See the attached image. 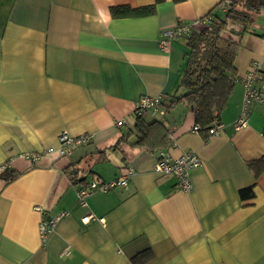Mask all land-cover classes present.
I'll use <instances>...</instances> for the list:
<instances>
[{"label": "crops", "instance_id": "0c3cea01", "mask_svg": "<svg viewBox=\"0 0 264 264\" xmlns=\"http://www.w3.org/2000/svg\"><path fill=\"white\" fill-rule=\"evenodd\" d=\"M221 1L0 0V165L10 161L21 172L4 186L0 180V264H134L148 250L139 264H264V170L254 177L248 165L264 156V102H253L246 125L234 129L241 78L253 62L264 71V12L255 34L241 38L238 80L218 116L223 128L207 138L192 130L186 103H170L183 92L187 38L171 39L167 50L159 46L163 29L210 11L222 14ZM149 4L155 12L147 16L110 13L112 6ZM142 95H160L155 115L170 143L155 151L127 145L113 151L109 146L133 124ZM61 130L89 134L91 141L67 156L42 154L35 163L17 157L58 147ZM160 151L198 155L190 191L177 189L174 175L154 172ZM69 165L77 183L65 172ZM126 166L134 172L125 186L77 203L78 187L112 179ZM248 186L253 197L241 199L238 191ZM36 205L45 217L67 212L44 243ZM86 214L97 219L82 223Z\"/></svg>", "mask_w": 264, "mask_h": 264}, {"label": "trees", "instance_id": "16d2710c", "mask_svg": "<svg viewBox=\"0 0 264 264\" xmlns=\"http://www.w3.org/2000/svg\"><path fill=\"white\" fill-rule=\"evenodd\" d=\"M220 5V4H219ZM155 12V5L130 7L128 5L112 6V17H141ZM264 12V0L231 1L222 14L208 12L210 22L193 28L186 36L187 51L179 86L183 92L170 100V103H186L198 124L199 132L206 134L212 122L220 123L218 116L224 108L231 90L238 80L235 58L241 38L245 34H255L254 22ZM264 33L262 34V37ZM262 78L264 79V71ZM160 100V104H162ZM151 111L137 115L131 126L124 129L116 142L109 146L113 151L123 145L155 151L165 148L170 143L165 123ZM254 177L264 170V156L248 162ZM127 167V166H126ZM125 167V168H126ZM69 178L76 177L74 165L65 168ZM21 172L11 166L0 170L2 186L14 180ZM86 184V183H85ZM84 184V185H85ZM241 199L252 198L253 188L248 186L238 191ZM151 256V251L138 253L132 258L134 264L144 262Z\"/></svg>", "mask_w": 264, "mask_h": 264}, {"label": "built area", "instance_id": "2783aa9c", "mask_svg": "<svg viewBox=\"0 0 264 264\" xmlns=\"http://www.w3.org/2000/svg\"><path fill=\"white\" fill-rule=\"evenodd\" d=\"M230 3V0H222L219 7L221 10H225ZM210 22V16L204 15L201 18L190 20V21H180L174 26L165 28L162 30V39L159 41V46L162 50H167L169 47V42L175 37H186L189 35L193 28L207 25ZM264 38V36H263ZM243 84L244 93L241 105V112L239 117L234 123V129H239L246 125V114L248 107L255 101L264 102V79L262 78V73L258 69L255 62L252 63L251 67L246 71L244 76L241 78ZM161 97L160 95L150 96L142 95L136 101L134 106V112L137 115L151 111L156 113L159 109ZM123 120H118L116 122L117 126L123 125ZM222 124L214 121L212 126L207 130L209 136L216 135L222 130ZM200 127L198 124H194L192 127L193 131H199ZM91 141V135L81 134L77 136L70 135L66 130H61L58 134V147H48L42 152L36 151H24L17 155V157L25 159L30 163H35L39 160L42 154H49L53 151H57L60 156H67L71 151L77 147L88 144ZM201 164V160L198 155L193 151H187L177 157H171L163 151L159 152L158 158L154 164V172L161 175L172 174L176 177L175 187L183 191H190L192 186L189 178V171L192 168L198 167ZM10 166V161L5 162L0 165V170ZM134 170L131 166H127L124 171L109 180H99L91 179L87 181L84 186L78 187L76 189V201L79 205L86 204V197L94 192H107L115 187H123L127 184ZM34 210L42 214L41 220L38 225L39 236L41 242H45L53 228L55 227L57 221L67 214V212H60L56 215H49L45 217V210L36 205ZM97 219L93 214H86L81 218L82 223H88L91 220ZM101 222L103 219L98 218Z\"/></svg>", "mask_w": 264, "mask_h": 264}, {"label": "rangeland", "instance_id": "374dc122", "mask_svg": "<svg viewBox=\"0 0 264 264\" xmlns=\"http://www.w3.org/2000/svg\"><path fill=\"white\" fill-rule=\"evenodd\" d=\"M217 13L219 14V11H217ZM221 14V13H220Z\"/></svg>", "mask_w": 264, "mask_h": 264}]
</instances>
